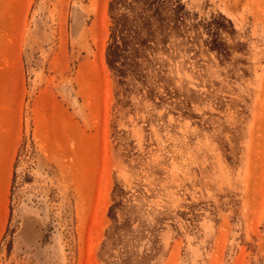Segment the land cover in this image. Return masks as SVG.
Masks as SVG:
<instances>
[{"label": "rangeland", "instance_id": "obj_1", "mask_svg": "<svg viewBox=\"0 0 264 264\" xmlns=\"http://www.w3.org/2000/svg\"><path fill=\"white\" fill-rule=\"evenodd\" d=\"M112 1L0 0V264H264V0Z\"/></svg>", "mask_w": 264, "mask_h": 264}, {"label": "trees", "instance_id": "obj_2", "mask_svg": "<svg viewBox=\"0 0 264 264\" xmlns=\"http://www.w3.org/2000/svg\"><path fill=\"white\" fill-rule=\"evenodd\" d=\"M121 5V0H113L111 2V9L112 10H118ZM122 14L119 12L118 16L116 17V22H118L120 25L122 23ZM35 149L34 146L28 148L25 145H22L15 161V172H14V178H13V185L11 189V196H10V212L13 214L15 205L20 204L23 193H22V186L25 182H28L30 180V174L28 172H25L24 170L21 172H17V169L20 165L23 163H28L32 158L35 156Z\"/></svg>", "mask_w": 264, "mask_h": 264}]
</instances>
